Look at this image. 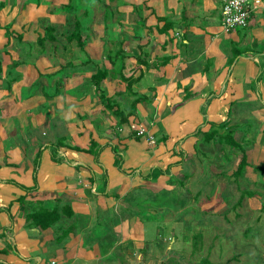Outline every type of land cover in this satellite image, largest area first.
<instances>
[{"label":"crops","instance_id":"0c3cea01","mask_svg":"<svg viewBox=\"0 0 264 264\" xmlns=\"http://www.w3.org/2000/svg\"><path fill=\"white\" fill-rule=\"evenodd\" d=\"M100 1L92 19L82 22L80 45L68 37L75 17L0 0V264H130L134 254L140 260L150 249L135 211L149 200L145 195L166 190L175 197L158 205L180 208L185 190L200 194L209 186L202 183L206 169L222 175L220 165L200 161L208 144L197 148L212 123H225L221 133L232 130L246 143L240 127L248 123L253 133L245 176L253 187L262 181L251 163L264 164V0L249 26L231 33L222 30L223 0ZM108 9L113 15L105 35ZM40 18L45 31L36 25ZM48 32L54 39L39 43ZM45 46L54 49V58ZM118 50L123 55L115 65L124 64L126 77H140L133 91L148 98L124 125L90 81L98 67L112 70L106 53ZM237 50L241 55L234 58ZM114 74L102 87L115 110L128 112L136 97ZM34 82L39 90L19 100ZM49 121L56 123L57 138L39 145ZM133 123L145 127L155 144L138 137ZM214 145L216 157L232 149ZM158 168L171 170L158 176ZM39 208L58 210L60 219L35 227L27 216Z\"/></svg>","mask_w":264,"mask_h":264},{"label":"rangeland","instance_id":"374dc122","mask_svg":"<svg viewBox=\"0 0 264 264\" xmlns=\"http://www.w3.org/2000/svg\"><path fill=\"white\" fill-rule=\"evenodd\" d=\"M96 1L72 0V3L69 2L70 4H59L55 0H21V5L25 3L26 5L46 6L48 10L57 12L67 19H69V16H71L70 19L75 17L72 20L74 25L76 19L83 23L88 22L89 18L92 19L91 16L95 14L93 5ZM103 3V1H100V9H103ZM83 11L88 12V18L82 16ZM108 13V17L113 15L111 10ZM103 15L105 14L103 13ZM110 19L107 18L102 24L105 35L106 26ZM44 22L47 24L45 19L40 18L36 25L45 31L42 27ZM99 29L100 26L98 27ZM45 53L52 54L54 58L53 53L55 51L52 47L45 46ZM26 58L28 59V57ZM24 61L26 63L27 60ZM32 62H36L34 58L31 59L30 63ZM65 73L63 71L59 76H64ZM38 83L34 82L32 86L23 88L22 93L19 94V100L25 99L28 93L37 92L39 90ZM7 84L8 80L4 79L3 87L7 86ZM19 121L20 119L18 118L17 122ZM55 125L56 123L48 122V125L44 128L47 132L46 136H37L39 145L57 138V133L54 132ZM240 131L243 136H246L247 143H249V133H253V130L249 129L248 123L242 124ZM15 135L20 134L16 133ZM241 143L244 149L248 150L250 148L246 142L243 141ZM204 145L206 144L200 139L198 150ZM215 147L214 142L206 145L204 151L206 150L205 153L207 155L201 152L199 158L201 163L207 164L209 167L220 165L223 168V175L220 174L216 177V173L211 169H206L207 177L202 180V183L208 182L209 186L203 189L204 191L200 194L197 192H186L185 190V194L178 201L182 209H169L158 205L168 197L171 199L175 197V194L172 195L165 190L158 193L149 191L145 195L149 200L147 201L143 198L141 202L146 203L138 205L137 210H135L138 211V216L145 223L146 241L148 240V245H150V260L148 259L149 263L146 264H203L202 262L205 259H208L213 264H264V175L256 172L260 180H262L258 181L257 187H253L252 182H250L251 179L245 176L248 169L244 176L240 178V182H238V179L235 181L233 172L241 161L242 152L235 148H228L231 154L230 152L229 154L226 152L223 154L218 151L222 154L216 157L213 154L215 153ZM216 148L218 149V146ZM225 148L227 149V147ZM227 157L231 159L227 160ZM251 165L255 166L253 163ZM261 167L264 169V164ZM170 170L171 168L166 170L158 168L156 173L160 176L161 173L169 174ZM211 175L215 176V178H212ZM172 179L179 183L182 177L176 176ZM212 183L218 185L219 189H217L218 186L212 187ZM250 188L257 189L260 194L245 197L241 203H238L241 191ZM176 222L178 223L175 224ZM99 230L96 227L91 231V235ZM158 234L161 238L156 241ZM163 236L172 237V239L167 238L165 240L162 238ZM134 255H132L133 259H137L136 255ZM152 256L153 259H151Z\"/></svg>","mask_w":264,"mask_h":264},{"label":"trees","instance_id":"16d2710c","mask_svg":"<svg viewBox=\"0 0 264 264\" xmlns=\"http://www.w3.org/2000/svg\"><path fill=\"white\" fill-rule=\"evenodd\" d=\"M70 3H72V0H70ZM1 7H2V5H0V8ZM109 10H111V9H108L106 11V17H108V15H109V13H108ZM87 13L88 12L85 11L84 14H86V15L82 14V16H87ZM74 28H75L74 31H72L68 35L69 40L76 39L78 41V43L81 45L82 44V41H81L82 40V32L81 31L83 28V23L76 19V21L74 23ZM49 32H51V30ZM48 33H46L45 37H43L42 39L39 40V43L42 44L43 42H45L47 39V36H48V38H51L52 40L54 39V36H51V34L50 33L48 34ZM8 35H9V33H8ZM41 41H43V42H41ZM122 55H123V52L121 50H118L117 52L111 51L110 53L109 52L106 53V58L109 59V61L113 65L112 66L113 68L111 71L113 73L115 72L114 77L120 78L124 83H126L127 84L126 92L130 96L136 97L137 94L135 91H133V86L136 82L139 81L140 77H137V78H135L133 76L126 77L122 73L124 64L121 63L118 66L115 65L118 61L121 62L120 60L122 58ZM238 55H241V53L237 50L236 52H234L233 56L235 58ZM138 59H140V58H138ZM111 71L108 69H102V68L98 67L96 73L91 77L90 81L96 86L97 90L100 93H102L101 98L103 101L106 102L105 103L106 109L113 112V114L118 118V122L120 123V125L128 124L130 117L135 116L137 113V105L141 102L148 101V98L145 96H137L136 98H134L131 102V107H130L128 112H124L123 110L119 109V107L115 110L114 109L115 105H114L113 100L110 98H107L106 93H105L106 90L104 87H102V82L109 76ZM190 97L191 96H186L185 99H188ZM202 112H205L204 107L202 109ZM203 114L205 115V113H203ZM204 123H207V120H205ZM211 126L212 127L210 128V130L208 132H205L204 136L202 138V141L205 144H207V143L210 144L211 141H214L215 144H217V143L222 144V145L226 144L227 146H230L231 148H235V149L242 152L241 161L239 162L236 170L233 172V178H235L234 180L236 181L238 179V182H240L239 181L240 178L244 176V174L247 170V167L249 166V163L247 160V155H246V149H244V146L242 145L241 142H238L234 139V135H233L232 130H227V131H224L223 133H221L219 131L220 129L224 130L226 128L225 123H222V124L212 123ZM199 133H201V132L198 131L196 134H199ZM92 145H94L93 142H92ZM95 156L98 157V153H96ZM37 157L39 158V156H37ZM118 162L121 163L119 160H118ZM119 163H118V165H119ZM37 164H38V161L36 160V165ZM253 169L255 172L262 173L264 175V169L261 167V165L254 166ZM222 175H223V173H222ZM22 188L25 189L26 191H30V190L35 189V188H26V187H22ZM256 194H260L257 189L250 188V189L242 190L241 191V197L239 198L238 203H241L245 197H252V196H255ZM27 219L29 221H31L35 227H39L40 229H46V228H49L50 226H52L54 223H56L60 219V215H59L58 210H56V209L53 211H48V210L39 208V209L34 210L31 214H29L27 216ZM202 263L203 264H213L208 259L203 260Z\"/></svg>","mask_w":264,"mask_h":264},{"label":"built area","instance_id":"2783aa9c","mask_svg":"<svg viewBox=\"0 0 264 264\" xmlns=\"http://www.w3.org/2000/svg\"><path fill=\"white\" fill-rule=\"evenodd\" d=\"M260 1L251 0H223L222 30L225 33H231L240 28H247L250 24L252 14L260 6ZM131 129L138 137L147 138L151 144H155L154 136L147 131L145 127H139L137 124H131Z\"/></svg>","mask_w":264,"mask_h":264},{"label":"flooded vegetation","instance_id":"af4514ba","mask_svg":"<svg viewBox=\"0 0 264 264\" xmlns=\"http://www.w3.org/2000/svg\"><path fill=\"white\" fill-rule=\"evenodd\" d=\"M149 254H150V253H149L148 251L145 252V254H142V255H141L140 260L143 261L145 264H146V263H149V261H148V259L150 260V256H149ZM151 259H153V256H152Z\"/></svg>","mask_w":264,"mask_h":264},{"label":"water","instance_id":"95a60500","mask_svg":"<svg viewBox=\"0 0 264 264\" xmlns=\"http://www.w3.org/2000/svg\"><path fill=\"white\" fill-rule=\"evenodd\" d=\"M130 264H145V263L139 259H134L130 261Z\"/></svg>","mask_w":264,"mask_h":264}]
</instances>
